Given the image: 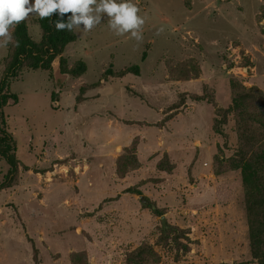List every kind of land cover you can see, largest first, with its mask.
Here are the masks:
<instances>
[{"label":"rangeland","instance_id":"374dc122","mask_svg":"<svg viewBox=\"0 0 264 264\" xmlns=\"http://www.w3.org/2000/svg\"><path fill=\"white\" fill-rule=\"evenodd\" d=\"M132 2L142 42L104 15L61 55L84 74L56 59L10 82L18 172L0 191V264H152L127 257L143 245L158 264H258L249 227L264 214L245 199L264 182L245 186L235 153L264 160V0ZM7 171L0 159V181Z\"/></svg>","mask_w":264,"mask_h":264},{"label":"trees","instance_id":"16d2710c","mask_svg":"<svg viewBox=\"0 0 264 264\" xmlns=\"http://www.w3.org/2000/svg\"><path fill=\"white\" fill-rule=\"evenodd\" d=\"M70 13L63 16V21L67 22ZM59 13H54L50 18L36 19V23L40 29L41 37L39 41H34L28 34L26 23H19L13 36L16 41H19V47L10 46L7 56L4 59L5 67L0 79V159L8 166V171L0 181V191L5 187L10 186L16 179L18 172V160L15 155L16 146L12 134L7 130L4 108L11 104H16L17 96L10 92V82L19 76L23 69L51 71L53 62L58 59V72L62 75L70 77H79L84 74L86 68L83 62L77 63L71 69L64 67V60L61 57L65 47L75 41L73 31L63 30L57 31L55 21L60 20ZM138 74V67L133 66L123 71L117 72L114 77L122 78L127 74ZM111 71L108 69L103 74V80L111 76ZM102 80V81H103ZM51 101L54 102V96H51ZM218 112L216 114L218 116ZM213 130L216 134L222 136V122L215 119ZM236 157L242 161L241 166L242 181L244 185L251 184V181H257L262 187L264 182V160L258 156L250 155L236 151ZM256 193L247 196L245 205L249 211L264 214V190L255 187ZM249 238L251 255L256 259L258 264H264V222L251 224L249 227ZM145 254V257L154 259L152 264H158L159 260L155 253L151 252L147 246H140L135 252L130 253L127 257L137 259ZM141 261L144 259H140ZM139 260V261H140Z\"/></svg>","mask_w":264,"mask_h":264},{"label":"clouds","instance_id":"9594fccd","mask_svg":"<svg viewBox=\"0 0 264 264\" xmlns=\"http://www.w3.org/2000/svg\"><path fill=\"white\" fill-rule=\"evenodd\" d=\"M57 12L61 17L55 21L57 31L90 32L101 24L102 17L106 15L108 28L114 35L130 33L132 39L143 41L142 30L147 17L138 15L140 8L132 0H0V48L6 49L9 43L19 47L13 32L31 15L46 19ZM67 13L72 15L64 22L62 18ZM163 32L161 27L156 35Z\"/></svg>","mask_w":264,"mask_h":264},{"label":"water","instance_id":"95a60500","mask_svg":"<svg viewBox=\"0 0 264 264\" xmlns=\"http://www.w3.org/2000/svg\"><path fill=\"white\" fill-rule=\"evenodd\" d=\"M140 200H141L142 202H144V200H143L142 197H140ZM161 221H162L163 225L165 226V219H164V217L161 218Z\"/></svg>","mask_w":264,"mask_h":264}]
</instances>
